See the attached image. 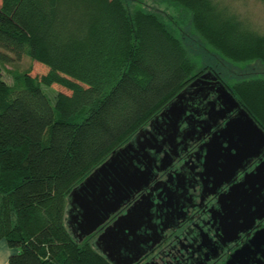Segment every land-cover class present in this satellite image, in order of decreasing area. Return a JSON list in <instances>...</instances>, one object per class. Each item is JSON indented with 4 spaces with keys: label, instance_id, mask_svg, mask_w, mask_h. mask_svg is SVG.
<instances>
[{
    "label": "trees",
    "instance_id": "trees-1",
    "mask_svg": "<svg viewBox=\"0 0 264 264\" xmlns=\"http://www.w3.org/2000/svg\"><path fill=\"white\" fill-rule=\"evenodd\" d=\"M183 10L209 49L264 63V35L213 0ZM181 22L144 0H0V239L8 264H112L66 222L67 200L192 80L212 71L264 130V76L231 83L197 69ZM28 57L42 64L10 70ZM41 65V66H42ZM58 84L51 104L42 85ZM100 230V229H99Z\"/></svg>",
    "mask_w": 264,
    "mask_h": 264
},
{
    "label": "water",
    "instance_id": "water-1",
    "mask_svg": "<svg viewBox=\"0 0 264 264\" xmlns=\"http://www.w3.org/2000/svg\"><path fill=\"white\" fill-rule=\"evenodd\" d=\"M213 96V98H210ZM217 102L219 108H216ZM234 112V115H230ZM207 115L205 132L220 119L224 126L214 131L206 145L205 167L216 174L232 177L243 164L264 149V130L212 71H206L180 91L147 126L86 176L68 195L66 222L72 234L82 240L99 231L94 246L112 264H133L139 260L146 240L157 242L156 231L145 237L139 231L152 226L154 201L150 193H136L149 185L155 153L165 141L173 143L181 123H196L195 116ZM194 125H190V131ZM159 135L161 139H158ZM225 143V144H224ZM169 158L160 165L165 168ZM221 159L222 162H218ZM228 181V180H227ZM220 202L224 216L222 230L228 240L250 229L264 217V158L243 179L234 183ZM128 206L124 212L122 208ZM117 215L107 223L112 215ZM100 229V230H99ZM153 229V228H151ZM155 238V239H154ZM258 254L260 256L256 257ZM264 264V224L227 258L226 264Z\"/></svg>",
    "mask_w": 264,
    "mask_h": 264
},
{
    "label": "flooded vegetation",
    "instance_id": "flooded-vegetation-1",
    "mask_svg": "<svg viewBox=\"0 0 264 264\" xmlns=\"http://www.w3.org/2000/svg\"><path fill=\"white\" fill-rule=\"evenodd\" d=\"M219 106L217 102L216 108ZM206 117L195 116L196 125L183 121L173 143L165 141L159 152L151 151L155 164L149 185L136 193L128 206L142 193H150L155 203L152 208L153 229L143 227L139 233L145 239L152 230L156 231L158 240L155 243L146 240L141 245L139 260L133 264H226L228 256L264 224V217L256 219L252 228L239 232L234 240H228L229 235L223 232L224 212L220 197L264 158V149L258 157L237 169L232 177L224 179L225 176L216 174L204 164L205 144L214 131L224 126L227 118L218 120L209 132H205L202 120ZM191 124L194 125L192 131ZM156 137L161 139L159 135ZM167 157H170L171 164L160 169L162 160ZM218 162H222L221 159ZM116 216L112 215L107 223ZM98 233L94 234V239Z\"/></svg>",
    "mask_w": 264,
    "mask_h": 264
},
{
    "label": "rangeland",
    "instance_id": "rangeland-1",
    "mask_svg": "<svg viewBox=\"0 0 264 264\" xmlns=\"http://www.w3.org/2000/svg\"><path fill=\"white\" fill-rule=\"evenodd\" d=\"M213 1L218 2L219 5L228 6L235 18L240 19L255 33L264 35V0ZM144 3L150 8H154L166 14H171L179 19L182 26V29L178 30L179 34L183 37L191 57L196 59L198 70L205 67H212L219 73L222 79L229 83L254 75L264 76V63L260 60L235 63L222 57L217 51L209 49L206 44L190 30L189 16L185 15L183 10L169 5L162 0H144ZM31 65L34 66L35 71L41 72L45 70L44 65L33 64L28 57L23 56L18 61L2 65L4 79L11 82L10 70L18 69L22 71ZM42 89L47 94L51 104H53L56 93L64 88L58 84H52L51 86L42 85Z\"/></svg>",
    "mask_w": 264,
    "mask_h": 264
},
{
    "label": "crops",
    "instance_id": "crops-1",
    "mask_svg": "<svg viewBox=\"0 0 264 264\" xmlns=\"http://www.w3.org/2000/svg\"><path fill=\"white\" fill-rule=\"evenodd\" d=\"M13 251L14 249L10 248L5 240L0 239V264H8L9 255Z\"/></svg>",
    "mask_w": 264,
    "mask_h": 264
}]
</instances>
